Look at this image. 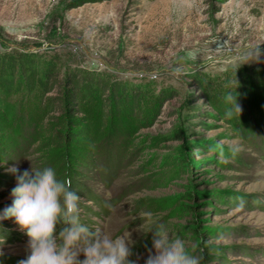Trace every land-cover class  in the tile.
Listing matches in <instances>:
<instances>
[{
    "label": "rangeland",
    "instance_id": "1",
    "mask_svg": "<svg viewBox=\"0 0 264 264\" xmlns=\"http://www.w3.org/2000/svg\"><path fill=\"white\" fill-rule=\"evenodd\" d=\"M81 2L0 0V215L52 167L138 264L160 224L202 264H264V0ZM28 243L0 219V264Z\"/></svg>",
    "mask_w": 264,
    "mask_h": 264
},
{
    "label": "clouds",
    "instance_id": "2",
    "mask_svg": "<svg viewBox=\"0 0 264 264\" xmlns=\"http://www.w3.org/2000/svg\"><path fill=\"white\" fill-rule=\"evenodd\" d=\"M261 54V49L253 54L256 61ZM225 100L233 105L225 115L231 118L235 111L240 116L236 95L229 93ZM11 196L13 202L0 219L14 218L29 238L31 254L19 264H138L129 259L133 253L124 237L109 236L82 222L81 197L71 190V179L58 178L54 168L31 166L19 172ZM150 232L154 254L150 251L145 264H201L202 258L190 252L182 239H172L165 225ZM81 254L83 260L78 259Z\"/></svg>",
    "mask_w": 264,
    "mask_h": 264
},
{
    "label": "trees",
    "instance_id": "3",
    "mask_svg": "<svg viewBox=\"0 0 264 264\" xmlns=\"http://www.w3.org/2000/svg\"><path fill=\"white\" fill-rule=\"evenodd\" d=\"M66 1H71V0H66ZM97 1H108V0H82L81 4L80 5H84L86 3H89V2H97ZM17 60H22V56L18 55L16 56ZM21 58V59H19ZM4 72V69H0V73H3ZM103 78V77H102ZM69 85H79L81 82H71V80H67ZM82 84V83H81ZM219 94V93H218ZM225 93H223L224 95ZM84 95V93L80 90H77L76 88H73L70 90L69 93H65L64 96L67 97V101L69 102L70 100H75L76 102H78V100H80L82 98V96ZM209 251V250H208ZM207 252V250H206ZM201 264L204 263V262H207L211 256H209L207 253H204L201 255Z\"/></svg>",
    "mask_w": 264,
    "mask_h": 264
}]
</instances>
